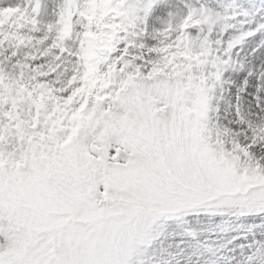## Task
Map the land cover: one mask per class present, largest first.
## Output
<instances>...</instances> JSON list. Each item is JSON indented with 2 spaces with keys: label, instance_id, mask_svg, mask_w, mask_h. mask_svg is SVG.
Masks as SVG:
<instances>
[{
  "label": "snow or ice",
  "instance_id": "snow-or-ice-1",
  "mask_svg": "<svg viewBox=\"0 0 264 264\" xmlns=\"http://www.w3.org/2000/svg\"><path fill=\"white\" fill-rule=\"evenodd\" d=\"M0 264H264V0H0Z\"/></svg>",
  "mask_w": 264,
  "mask_h": 264
}]
</instances>
